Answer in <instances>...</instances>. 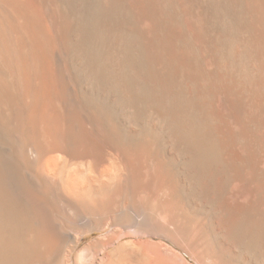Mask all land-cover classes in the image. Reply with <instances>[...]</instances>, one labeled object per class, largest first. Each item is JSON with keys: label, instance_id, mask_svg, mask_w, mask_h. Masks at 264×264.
<instances>
[{"label": "bare ground", "instance_id": "6f19581e", "mask_svg": "<svg viewBox=\"0 0 264 264\" xmlns=\"http://www.w3.org/2000/svg\"><path fill=\"white\" fill-rule=\"evenodd\" d=\"M72 1L0 0V264H184L155 242L181 247L174 193L227 202L248 175L261 204L215 222L209 245L216 264H264V0H80L68 52ZM106 150L120 158L102 171ZM155 150L165 166L145 160ZM159 186L154 215L111 217ZM64 193L103 217H62Z\"/></svg>", "mask_w": 264, "mask_h": 264}, {"label": "rangeland", "instance_id": "374dc122", "mask_svg": "<svg viewBox=\"0 0 264 264\" xmlns=\"http://www.w3.org/2000/svg\"><path fill=\"white\" fill-rule=\"evenodd\" d=\"M84 6H85V4H83L82 1L73 0L72 1V7L69 8V9H66V11L68 13V16L70 17V19L72 20V22L74 23V26L76 28L74 36L71 35L65 42V47L68 50V52L72 51L71 45L73 43H76L77 36L79 35V30H78V27H77L78 25H76L77 22H81L82 17L85 15V13H89L91 11L90 8H88V10L85 11L84 10V8H85ZM77 73H79V72H77ZM76 75L79 76V74H76ZM104 152L107 153L108 155L106 154V157H104L105 153L101 154V156L103 155V157H101L103 159H100V161H99V165L101 167L98 166L99 169H101L102 171L103 170L105 171V170L109 169V167H110V165H109L110 163L109 162H111L112 160L118 159V157L120 158V154L118 153V151L116 152L115 150H109V151L106 150ZM149 154H151V155L149 156ZM147 155H148V157L145 156L146 157L145 160H148L147 158H149V160H148L149 163L150 162L151 163H153V162L154 163H156V162L160 163L163 160L161 163L165 166L166 163H164V162H167L166 161L167 157L164 154H162L161 152H157L156 150L154 152L148 153ZM60 156H62V158H63L64 157V153H61ZM239 156H240V153H237L236 157H239ZM114 157H116V158H114ZM78 159L80 160V158H78ZM76 160H74V161L78 162V160L77 161ZM143 160L144 159H142L141 161H138V160L137 161L135 160L136 162L134 161L135 162L134 165L137 167V169L140 167V169H138V170H140V172H144L145 170L149 169L148 168V165H149L148 161H147V163L145 162L147 164L146 165L144 163L145 160L144 161ZM142 167H143L144 170L141 169ZM145 167L148 168V169H145ZM175 174L176 173L172 171V173H171L172 176L169 177V178H166L167 180H165V182L167 181L166 183H168V187H169V184H171V183H173V184L175 183L176 184L177 174H176V176H174ZM248 176L250 177V175H248ZM247 177H243V178L239 177V178L242 179V182L238 178L237 179L238 181L237 180L234 181L232 183V185L230 186V188L228 187L227 189H225V193L226 194H224V195H226L225 198L227 199V202H207L208 201V196L210 197V193L208 192V190H205V192L194 196L191 199L192 202H190V195L189 194L187 195V194H185L183 192L184 193V195H183L182 192H179V193L182 194L181 195V194H178V190H177V192L174 193V197H175L174 201H176L174 203L176 204V208H177V211H178V219H179L181 225H184V226L181 228V232L179 234L174 235L177 239L175 237H173V238H175L174 241H175V243H177V245L182 243L180 245L181 247H179L180 249L178 248V246L170 243L169 239L166 237V235L165 236L162 235L163 237L160 236V238L158 240H161V241H158V240L155 241L154 239L151 240V241L161 242L164 245L171 246L172 249L175 251V253H178L179 256L182 257V259L185 261L184 262L181 258H178L181 263H184V264L185 263L186 264H199L200 263L201 264V262H202V264H204V263L205 264H216L215 263V259L213 258V255L211 253V245H209V244H212V242L210 241L211 238H209L210 237L209 228H213L214 226H217L216 223H218L219 220L227 218V217H230L232 223L235 226H237L239 224V221L241 220V218L243 216V210L244 209H246V208L254 209L256 206L261 204V202H257V203L256 202H247L252 197L254 189H255V186L251 183V181L249 179H247ZM161 188H162V186L161 187L159 186V187H156V188H152L151 187L150 193L153 192V193H151L152 194L151 197H147V198L146 197L145 198H141L140 197V198H138V197H130V196H128V197H125V198H121V199L115 200L114 202L116 204H115V206H113L111 211L118 212V214H113L111 217L114 218V219H119L120 218V211H122V210H127L128 212H130L133 215V217H135L137 219H141L142 217H144L146 215V213L148 215H152V214L154 215L153 212H158L160 210L159 205L162 204L161 202H166V201L170 200L169 197L168 198L166 196L162 197L163 191H161ZM171 189H172V187H171ZM226 190H227V192H226ZM65 197H66V194L64 193V198ZM177 197H179V200H178ZM66 198L65 199H60L61 201L59 200L60 202L64 203V215L62 214V217L69 218V217H76L77 216V218H81L83 220H88V219L95 220V218L98 219V217H103V216H98V215L92 213V210H91L92 208L91 207L84 208V207L81 206V208H80V206H78V204H75L74 201L70 200L69 198L68 199H66ZM127 198H129V199L127 200ZM69 203L71 205H69ZM130 205H131L132 208L134 207L133 205H136L134 207V208H136L135 209L136 211L135 210H131ZM74 209H76V210H74ZM138 209L141 210V211H139ZM143 209H144V212H143ZM133 211H135V212H133ZM85 212H86V214H85ZM81 214H83L84 216H80ZM158 215H156V216H158ZM159 217H161V215H159ZM182 218L184 220H181ZM188 226H190L189 228H191V229L188 230L190 232H188L187 229H185V227H188ZM185 232H187V233H185ZM182 233H183L184 237H183ZM185 234H186V236H185ZM189 234H191V235H189ZM105 236H106V233L103 234V233H99V232H94L93 234H90V235H88V236H86L84 238V240L82 241V246L90 244L91 242L92 243L95 242L96 238H101V237L104 238ZM133 239H134V241L136 240L133 237L124 238V239H122L120 241L119 244H128V243L130 244L131 242H133ZM144 240H142V241L143 242L149 241L147 239H144ZM194 240H196V242ZM185 242H186V244H185ZM188 242L189 243L191 242L190 243V248L194 251V253L192 255H191V253L193 251H190V256L188 254H186V252L184 250V245H186L185 247H187V249H188L187 252L189 250H191L188 247V244H189ZM194 242L198 243V244H195ZM182 245H183V247H182ZM196 245H199V247L197 249L195 248ZM249 247H251V248H249ZM97 248L100 251L99 246ZM97 248H96V251H97ZM115 248H116V246H112L111 248H109L108 251L109 252H113L115 250ZM181 248H182L183 251L181 250ZM245 248H247V249H245L246 251H248V248H249V250L250 249L252 250L253 249V245L252 246H246ZM124 249L125 248H122V249H120L118 251V254L120 256H125V254L127 252H129L128 250H126V249L124 250ZM208 249H209V251H208ZM251 250L248 251V255H247L248 258H251L252 256L254 257L253 259L258 258V253H257V255L254 254V252H256V251H254L255 249H253V251H252L253 254H252ZM178 254H176V255H178ZM255 255H256V257H255ZM191 256H192V258H194L193 259L194 261L192 260V258H190ZM133 257H132V261L133 260L137 261L139 259L138 257H136V258L135 257L133 258ZM263 257H264V255H263ZM195 259L197 261L199 260L198 263H197V261H195ZM100 260H102V262H104L105 258L103 257ZM258 260H261V259L259 258ZM102 262L98 261L97 264H100ZM218 264H219V262H218Z\"/></svg>", "mask_w": 264, "mask_h": 264}]
</instances>
